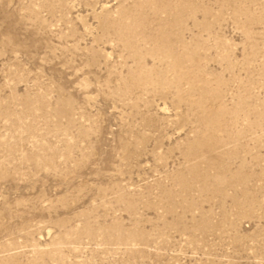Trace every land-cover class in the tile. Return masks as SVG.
<instances>
[{"label": "rangeland", "instance_id": "374dc122", "mask_svg": "<svg viewBox=\"0 0 264 264\" xmlns=\"http://www.w3.org/2000/svg\"><path fill=\"white\" fill-rule=\"evenodd\" d=\"M0 264H264V0H0Z\"/></svg>", "mask_w": 264, "mask_h": 264}]
</instances>
